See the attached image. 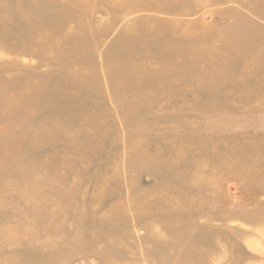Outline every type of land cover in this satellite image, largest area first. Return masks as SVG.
I'll return each instance as SVG.
<instances>
[{
	"label": "rangeland",
	"instance_id": "rangeland-1",
	"mask_svg": "<svg viewBox=\"0 0 264 264\" xmlns=\"http://www.w3.org/2000/svg\"><path fill=\"white\" fill-rule=\"evenodd\" d=\"M0 264H264V0H0Z\"/></svg>",
	"mask_w": 264,
	"mask_h": 264
}]
</instances>
